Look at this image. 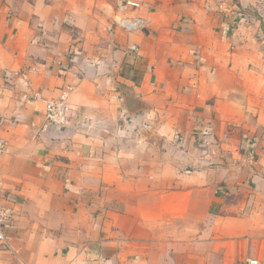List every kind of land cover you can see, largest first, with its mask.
<instances>
[{
  "label": "crops",
  "instance_id": "1",
  "mask_svg": "<svg viewBox=\"0 0 264 264\" xmlns=\"http://www.w3.org/2000/svg\"><path fill=\"white\" fill-rule=\"evenodd\" d=\"M127 1L0 0V264H264V0Z\"/></svg>",
  "mask_w": 264,
  "mask_h": 264
},
{
  "label": "built area",
  "instance_id": "2",
  "mask_svg": "<svg viewBox=\"0 0 264 264\" xmlns=\"http://www.w3.org/2000/svg\"><path fill=\"white\" fill-rule=\"evenodd\" d=\"M127 4L132 6H138L139 3L133 0H128ZM251 8L243 7L239 9V18H242L244 13L248 14L251 12ZM141 22L137 21H125L124 23L129 27H136ZM70 89V88H69ZM69 92L63 91L58 98L44 99L40 93L35 94V99L41 100L45 103L46 107V118L54 124L64 125L66 123V100ZM7 148V141L0 137V153L4 152ZM12 209L6 204L0 202V241L5 242V229L12 217ZM244 264H263L261 259L257 257H249L245 260Z\"/></svg>",
  "mask_w": 264,
  "mask_h": 264
},
{
  "label": "rangeland",
  "instance_id": "3",
  "mask_svg": "<svg viewBox=\"0 0 264 264\" xmlns=\"http://www.w3.org/2000/svg\"><path fill=\"white\" fill-rule=\"evenodd\" d=\"M247 7V6H246ZM250 10H252V9H250ZM253 11V10H252ZM250 13H252V12H250ZM250 13H244V15L242 16V18H244V17H246L247 18V20L252 24V25H254V23L253 22H255V21H258V20H261V19H263V17L262 16H259V13L258 12H255L254 14H250ZM247 15V16H246ZM242 18H237V20H234L236 23H239V24H242L244 21V19H242ZM242 19V20H241ZM261 23V22H260ZM262 26H263V24H262ZM262 31L259 33V34H256V36H255V38H256V40L259 42L258 44H257V46H256V49H258V51H261V52H264V43H263V41H264V26L262 27Z\"/></svg>",
  "mask_w": 264,
  "mask_h": 264
}]
</instances>
